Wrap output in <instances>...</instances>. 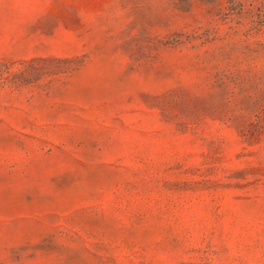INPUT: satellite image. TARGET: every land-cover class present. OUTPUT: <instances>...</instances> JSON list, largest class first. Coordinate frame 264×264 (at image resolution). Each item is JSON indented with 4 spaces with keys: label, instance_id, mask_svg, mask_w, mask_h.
Wrapping results in <instances>:
<instances>
[{
    "label": "rangeland",
    "instance_id": "374dc122",
    "mask_svg": "<svg viewBox=\"0 0 264 264\" xmlns=\"http://www.w3.org/2000/svg\"><path fill=\"white\" fill-rule=\"evenodd\" d=\"M0 264H264V0H0Z\"/></svg>",
    "mask_w": 264,
    "mask_h": 264
}]
</instances>
